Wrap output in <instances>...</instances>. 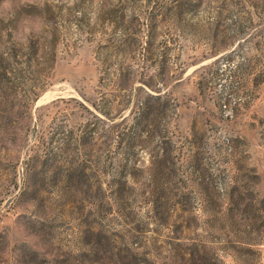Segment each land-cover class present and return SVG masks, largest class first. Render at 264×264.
<instances>
[{
	"label": "rangeland",
	"instance_id": "374dc122",
	"mask_svg": "<svg viewBox=\"0 0 264 264\" xmlns=\"http://www.w3.org/2000/svg\"><path fill=\"white\" fill-rule=\"evenodd\" d=\"M0 264H264V0H0Z\"/></svg>",
	"mask_w": 264,
	"mask_h": 264
},
{
	"label": "bare ground",
	"instance_id": "6f19581e",
	"mask_svg": "<svg viewBox=\"0 0 264 264\" xmlns=\"http://www.w3.org/2000/svg\"><path fill=\"white\" fill-rule=\"evenodd\" d=\"M44 96H45V98H46V97H48V95H47V96H46V95H44ZM50 96H51V94L49 95V97H50Z\"/></svg>",
	"mask_w": 264,
	"mask_h": 264
}]
</instances>
